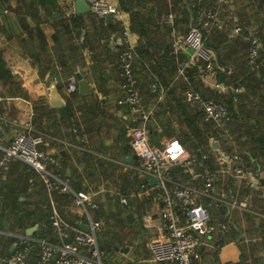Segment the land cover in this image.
Instances as JSON below:
<instances>
[{"label": "crops", "instance_id": "0c3cea01", "mask_svg": "<svg viewBox=\"0 0 264 264\" xmlns=\"http://www.w3.org/2000/svg\"><path fill=\"white\" fill-rule=\"evenodd\" d=\"M56 1L60 11L55 7L50 8L51 1L48 0L46 7H42L38 0H0V53L12 75L8 81L0 79V155L2 149L9 146L16 135L24 130L25 124L31 121L37 131L45 134V141L40 148L53 156L52 170L55 175H59L75 191L94 193L106 190L101 194L97 193L95 198L103 201L105 212L111 209L112 215L107 217L121 221L120 230L114 236L113 242L105 237L103 229L100 233L102 241L106 240L110 246L108 250H104L109 257L108 264H160L151 261L148 248L152 235L157 234V231L145 225L144 221L145 215H150L152 219H159L161 216L162 204L157 199V191L144 199L131 200L129 206H124L119 201L118 191L124 190L127 192L123 193H128L136 188L132 168L138 161L136 158L128 161V158L134 155L130 146L131 127L138 124V121L135 117H130L127 107L117 103L121 97L122 80L116 69V61L122 47L116 41L127 38L138 51L139 57L134 62L139 77L138 84L145 102L155 106V114L149 123L150 138L152 143L159 144L169 137L168 134L161 136V133H166V121L170 122L171 129L182 127L177 119L181 117L179 104L186 103L183 94L189 82H198L204 90L217 89L222 94L228 92V86L218 77L215 80L204 76L202 65L192 56V49L181 52L184 55L175 59L177 70L174 76L177 78L183 67L185 72L171 85L174 79L172 74L167 77L170 61L165 56L166 39L170 38L172 41L175 37L184 35L191 22H197L199 18L206 19V15L218 7L219 13L215 22L209 23L205 34L208 36L212 31H219L224 35L222 46L229 50H241V46L249 43L248 38L263 25L264 1L218 0L213 4L207 0L208 3L203 4L204 0H166L169 12L165 13L163 10L160 16L156 12L164 3L162 6L149 3L142 11L133 7L137 12L151 13L155 20L156 17L159 18L161 29L158 31L151 23L148 28L150 33L146 36L132 29L133 15L130 11L121 9L120 0H108L121 10L117 17L120 23L117 31L109 36L99 34L96 28L98 22L94 20L92 13L87 12L82 14L79 27L73 26L65 30L61 25L62 20L68 16L65 8L69 5L75 10V0ZM47 7L49 12L45 9ZM184 8L189 13L188 21L182 17ZM170 15L173 19H170ZM71 19H68L69 22H72ZM240 24L246 26L244 32L235 33L234 29ZM166 25L171 27L168 36L164 33ZM235 59L237 60L236 53L228 58L231 64L236 62ZM228 69L231 71V68ZM222 70H225L224 67ZM78 74L89 83L88 93H81L79 89L73 92L68 90L69 78L75 75L78 80ZM258 76L251 79L250 92L246 87H241V96H244V101L250 106L261 110L264 106V70ZM214 81L225 87H215ZM53 87H57L58 93L65 100L64 105L53 106L50 103L49 91ZM260 118H264V110ZM157 138L160 139L158 142ZM214 143L218 146L214 147ZM214 143L211 147L216 156L221 146L218 141ZM15 161L18 160L11 164ZM214 163L216 167L217 163ZM11 164L6 169L4 185H7L8 176L20 175L25 180L30 178L27 192L19 196L22 203L20 205L30 208L32 204L27 193L36 184L41 187L42 180L31 167L24 168L21 163ZM113 164L120 180L118 179L117 186L107 189L105 185H108V180L105 176L109 177V173H112L110 166ZM247 166V171H251L253 164ZM256 170L257 187H251L245 181L242 188L249 187L251 192L255 189L253 204L256 207L263 203L264 209V163L261 162ZM230 187V182L226 180L218 182L220 190L229 191ZM56 190H47L46 193L44 191L42 197L46 196L48 204L54 210H63L70 222L64 236L59 238L61 243L71 239L74 228L87 225L88 220L84 211L74 201L71 203L68 192L58 189L64 192L60 194ZM107 193L115 195L109 198ZM3 195L0 208L6 210L8 204L5 194ZM45 201H41L44 208L47 206ZM257 209L253 208L254 214L259 216L256 226L250 225L246 217L242 222L241 235L246 236V240L250 239L246 242L248 264H264V244L261 243L264 242V214ZM24 214L21 213L22 216ZM93 216L95 217V211ZM102 220L105 224V219ZM123 221L128 223V228L123 225ZM39 224L29 227L25 235L38 239L35 233H39ZM148 227L151 228V233ZM13 233L7 223H2L0 257L14 251L16 240H10L14 237ZM54 234L51 233L48 237L54 238ZM47 241L52 243L49 239ZM252 243L258 245L255 252L249 245ZM114 245L128 247L129 250H116ZM242 253L243 247L235 241L227 242L214 250L212 241L209 240L201 246L200 264H239ZM0 264H3L1 258ZM29 264H35V259Z\"/></svg>", "mask_w": 264, "mask_h": 264}, {"label": "built area", "instance_id": "2783aa9c", "mask_svg": "<svg viewBox=\"0 0 264 264\" xmlns=\"http://www.w3.org/2000/svg\"><path fill=\"white\" fill-rule=\"evenodd\" d=\"M90 11L104 23L111 19L117 20L121 13L119 6L108 0H87ZM67 15L75 13L73 7L67 5ZM219 13L218 7L214 12L208 13L206 19L199 18L191 22L189 30L182 36L174 38L172 53L179 54L192 49V56L201 59L204 65V76L215 77L216 53L206 44L205 30L214 23ZM170 19L173 16L170 15ZM245 25H238L235 33L245 30ZM249 47V63L255 64L264 48L259 37L251 35ZM122 50L119 54L121 77V97L117 103L127 107L130 117H135L138 124L131 127V150L137 155L138 164L134 165V178L140 180L136 188L128 193L119 192V201L129 206L133 199H144L157 191V199L162 204L159 219H152L150 215L144 216L145 225L151 226L157 234H153L148 248L151 261L160 264H200L201 246L211 240L214 250L219 245L213 243L219 232L225 233L229 226L219 221L213 214L214 210L225 208L224 215L229 216L234 210L246 211L251 197H240V188L246 181L251 187H257L258 172L247 171V162L239 154L219 152L217 166L211 169L204 166L208 160L203 148L198 153L191 152L176 137L163 139L159 144L151 142L149 123L155 114V106L147 104L141 89L138 86L134 62L139 57L137 49L127 38L116 41ZM185 72V67L179 70V77ZM67 88L70 92L78 90V80L75 75L68 80ZM236 88L235 91H240ZM187 101L199 102L205 112L206 121H214L223 125L227 115L224 104L215 99H203L198 92L192 89L185 91ZM45 141V134L35 129L29 121L24 130L16 135L11 144L2 149L0 155V196L4 180V171L12 161L18 160L36 171L43 180L48 191L61 189L74 197V204L79 206L87 217L90 230L85 231L79 227L74 228V239L63 244L39 240L29 235L13 233L16 241L15 249L8 255L0 257L3 264H29L31 257L35 264H105L102 251L99 247V237L103 229V220L93 217V211L100 210L98 192L75 191L59 175L52 170L53 156L42 150L40 146ZM202 158H200V154ZM255 162V161H253ZM202 166V167H201ZM132 175V176H133ZM231 176L238 180L236 193L218 189V182L225 181ZM152 177L157 179L153 185ZM1 203V197H0ZM52 224L64 236L69 224L64 221L57 211H54ZM247 240H250L249 238ZM243 239V241H247Z\"/></svg>", "mask_w": 264, "mask_h": 264}, {"label": "trees", "instance_id": "16d2710c", "mask_svg": "<svg viewBox=\"0 0 264 264\" xmlns=\"http://www.w3.org/2000/svg\"><path fill=\"white\" fill-rule=\"evenodd\" d=\"M46 1L47 0H38L39 4L42 7H46ZM51 1L50 8L55 7L60 11V7L57 3L56 0H48ZM213 2V4L218 0H210ZM238 1V0H237ZM264 1V0H263ZM166 0H120V7L123 10L130 11L132 13L133 21H132V29H135L137 32L141 33L142 36L149 35L150 31L148 30L149 25H154L158 31L161 29V25L158 23L159 18L156 17V20L153 18L151 13L149 14H143L142 12H137L133 9V7L137 8L136 10L142 11V9L146 8L149 3H157V6H162L158 7V10L156 14L158 16L161 15L163 10L165 13L169 12L168 5L166 3ZM204 3H208L207 0H204ZM193 4V1H192ZM227 5V4H225ZM191 7V6H190ZM224 8V7H223ZM47 12H49V8H45ZM156 9V8H155ZM192 10L194 11V8L192 7ZM87 13H92L87 12ZM84 13L77 14L76 12L73 13L72 15H68L67 18L63 21L61 25L63 28L66 30H69L71 27H79L81 24L80 21L83 19ZM93 14V13H92ZM94 15V14H93ZM92 17L94 18L95 21L98 23L96 28L99 31L100 35H107L109 36L111 33L114 31H117V27L119 26V21L115 19H111L107 21V23H104L103 20L98 19L95 15ZM184 20L188 21L189 20V13L187 12L186 8H184V13L183 16ZM72 18L69 22L68 19ZM151 19H154L152 22ZM263 25H261L259 28H257L256 32H254L252 35H255L260 38V40L264 44V21L262 22ZM153 26V27H154ZM190 27V24H189ZM189 30V28H188ZM187 30V31H188ZM157 31V32H158ZM165 35H169L171 32V27L169 25L165 26ZM186 31V32H187ZM244 32V31H243ZM242 33V32H241ZM185 34V33H184ZM240 34V33H238ZM206 35V34H205ZM206 44L209 48L214 50L216 53V74L215 77H218L219 80H221L223 83L228 86V92L226 94H222V92H219V90L215 89H206L204 90L198 82H195L194 80L189 82L187 89H192L194 92H198L200 96L203 99H215L217 102L222 103L226 106L227 108V115L223 119V125H218L214 121H206L205 120V112L200 105L199 102H191L187 101L185 93L183 94L185 102L184 104L180 103L179 108L181 110V117H177L178 122L181 124L182 127L177 128V129H171L169 124L170 122L166 121L165 124H167V128L165 129V132L168 135H171L172 133L178 138L191 152L198 153L199 149L203 148V151L207 153V158L208 160H204V166H209L211 169L215 168V163L217 160V157L219 156V152L215 156L214 151L212 150V145H210V139H214L215 141H218L220 143L221 151H224L228 154L234 155V154H239L242 155L243 159L245 162L249 163L248 166H251V170H256L259 168V165L264 163V118H260L261 114L264 110L263 108L260 110L256 109V107L250 106L248 103L244 101V96H241V91H242V86L246 87V89L250 92L251 86L250 82L251 79L254 77H257L259 72L264 70V48L260 50V56L257 59L255 64H250L249 63V47H250V40L248 38L247 44L244 46H241V50H229L222 46L221 42L222 40L224 41V35L220 33L219 31L216 32L212 31L209 33V35H206ZM166 40V49H165V56L168 61H170V67L167 66L168 75L174 79L173 83L171 85H174L175 81L179 77H175V72L177 70V63H176V58L177 57H182L184 53L180 54H173L172 53V43L174 39L171 41V39L167 38ZM121 52V51H120ZM120 52H118L120 54ZM234 53L237 54V60L235 63H230L231 60H228V58L233 55ZM119 54L117 55V61H116V69L117 72H119V75L121 76V67H120V59H119ZM199 64L202 65L201 71L204 70V65L205 63L201 60L198 59ZM224 67L225 70H222ZM197 68V67H196ZM228 68H231V71H229ZM172 69V71H171ZM134 71L136 75V79L138 80L137 83L139 82V77L136 74L135 70V65H134ZM170 73V74H169ZM175 77V78H174ZM12 78L11 71L7 65V62L3 58L2 54L0 53V79L8 81ZM258 79L261 80V77L258 76ZM120 80L123 82V78L120 77ZM168 81V80H167ZM171 81V80H170ZM169 81V82H170ZM198 85H196V84ZM229 84V85H228ZM139 86V84H138ZM182 87V86H181ZM141 89V87L139 86ZM236 88H241L240 91H235ZM248 95V93H247ZM261 103V101H260ZM262 106V105H261ZM183 116V117H182ZM183 124H185L183 126ZM185 128V129H184ZM202 154H200V158H202ZM257 160L255 163L253 161ZM14 163H21L24 168H29V166L21 161H15L11 164V166ZM113 163V162H111ZM247 166V165H246ZM247 166V167H248ZM113 170V171H112ZM257 171V170H256ZM4 171V175L5 176ZM110 172L109 177L105 176L106 178H110L115 174L114 171V164L110 166ZM258 172V171H257ZM7 185L5 186L4 183L5 181L3 180V185L1 188V194H5V198L7 199V204H8V209H3L2 207L0 208V227H2V223H7L8 226L11 228V230L15 234H24L25 231L29 227H33L35 225L39 224V233L36 232L35 235L39 240H45L49 239L50 241L55 242L56 244H63L64 242L72 241L74 239L71 237V239H67L64 242L59 241V238L61 234L56 230V228L53 226L52 221H53V215L54 211H57L61 218L66 221L68 224H70L66 213L61 210L60 208H51V206L48 204L46 196L42 197L45 191L46 193V186L42 180V185L41 187L38 186V184L35 185V187L30 189V193H27V198H30V203L32 204V207L29 208V206H22V204L19 201V196L24 195V193L27 192V189L29 188L30 181L25 180L20 175H16L13 177L8 176L7 177ZM105 178V179H106ZM226 181L230 182V189L229 193H236L238 190V180L233 179L231 176L226 177ZM117 181L114 183L116 184ZM135 187L138 186L140 183L139 179H135ZM106 188L109 189V183L106 185ZM246 189V191H245ZM78 191V190H76ZM82 191V190H79ZM60 194H63L64 192L59 191L58 189L55 191ZM123 192H127L124 191ZM240 197H245L246 195L250 196L251 198L248 199V201H245L247 206L246 211H238L234 210L232 211L231 215V220L230 217L224 215L226 213L225 208H219L218 210H214L213 214H215V217H218L217 219L222 222H226L229 226V229L223 233L219 232L216 238H214L213 243L215 245H219L218 248L223 246L227 242L235 241L239 244V238L242 237L241 232L243 230L242 222L243 218L246 217L247 220L249 221L250 225H257V219L259 218L258 215L254 214L253 208H258L257 210L263 212L264 214V209H263V203L258 204V206L255 207L253 204V199L255 195V189L252 190L249 187H244L240 188ZM259 194V193H258ZM256 194V195H258ZM71 195V194H70ZM4 196V195H3ZM65 196V195H63ZM4 198V197H3ZM46 199V201H45ZM4 200V199H3ZM71 203L74 200V197L71 195L70 196ZM41 201H45L44 204L47 206L44 208L41 206ZM257 201V200H256ZM69 202V198H68ZM254 205V206H253ZM6 207V206H5ZM251 211V212H250ZM24 212V216L21 215V213ZM112 215L111 209H109L107 212H105L104 207L102 206V202L100 201V210L95 211V217L96 219H105V224L103 225V233L106 234L105 237L107 239H111L113 242L114 236H117V233L120 230V222H118V219H112L110 216ZM245 218V219H246ZM4 221V222H3ZM126 228H128V223L127 222H122ZM120 225V226H119ZM123 227V226H122ZM106 229V230H105ZM66 232V230H65ZM51 233H56L54 234V238H49L48 236ZM59 235V236H58ZM57 238H56V237ZM10 240L14 241L16 240L15 237H12ZM243 240V239H242ZM249 241V240H247ZM244 242L243 245V253H242V260L240 261L239 264H248V251H247V246L246 242ZM264 244V242H261ZM103 245L104 247H107L108 249L110 246L107 244L106 240H103ZM250 247H252L253 252L257 251L258 245L252 243L249 244ZM217 248V249H218ZM11 253V252H10ZM5 253L3 256L10 254ZM34 257H31V262L33 261ZM105 262V261H103ZM54 264V262H52ZM105 264H108V262H105Z\"/></svg>", "mask_w": 264, "mask_h": 264}, {"label": "water", "instance_id": "95a60500", "mask_svg": "<svg viewBox=\"0 0 264 264\" xmlns=\"http://www.w3.org/2000/svg\"><path fill=\"white\" fill-rule=\"evenodd\" d=\"M90 11V5L87 0H75V12L77 14L85 13ZM78 89L81 93H88L90 91L89 83L81 77V75L78 74ZM49 100L50 103L53 106H61L65 104V100L61 97V95L58 93L57 87H53L49 91ZM217 143H214V147H217ZM137 158V155L134 154L133 156H130L128 158V161H131L132 159ZM151 183L155 185L157 183V179L155 177H152L150 179ZM80 227L85 230L89 231L90 227L89 225H80ZM109 244H111V241H108ZM114 249L116 250H125L128 251L129 248H120L118 245H114Z\"/></svg>", "mask_w": 264, "mask_h": 264}, {"label": "rangeland", "instance_id": "374dc122", "mask_svg": "<svg viewBox=\"0 0 264 264\" xmlns=\"http://www.w3.org/2000/svg\"><path fill=\"white\" fill-rule=\"evenodd\" d=\"M110 2V1H109ZM210 78H212V79H215L216 80V77H210ZM213 85L215 86V87H217V88H221V89H223L224 87H225V85H223V84H220L218 81H214V83H213ZM175 119H176V117H175ZM185 125V124H184ZM185 127V126H184ZM185 129V128H184ZM167 133H161V136L163 137L164 135H166ZM169 137H167V138H170V137H176L173 133L171 134V135H168ZM154 141H156L155 139H153ZM160 139H158L157 138V141L156 142H158ZM214 139H210V145L211 144H213L214 143ZM116 174V173H115ZM113 175L112 177H110V178H106V180H108V183H109V186L110 187H113V186H117L118 185V183H119V175L118 174H116V175ZM119 179V180H118ZM106 180H105V182H106ZM115 181H117L116 182V184L114 183ZM105 187H106V185H105ZM47 189V188H46ZM2 195V194H1ZM107 195H108V197L110 198V197H112V195H115L114 193H112V195L111 194H109V193H107ZM1 197V196H0ZM104 205V203H103V201H102V206ZM120 206V205H119ZM149 228V233H151V228L150 227H148ZM106 230V229H105ZM24 235V234H23ZM242 239H246V236H242V237H240L239 238V241H240V243L241 244H244V242L245 241H243ZM99 247H100V249H101V251H102V259H103V261H106V262H109V257H108V255H107V253L106 252H104V250H105V248L108 250V248L107 247H104V245H103V241H102V239H101V237L99 238Z\"/></svg>", "mask_w": 264, "mask_h": 264}]
</instances>
